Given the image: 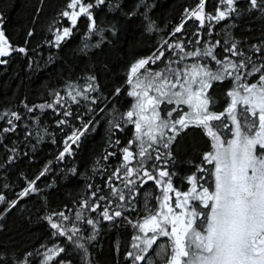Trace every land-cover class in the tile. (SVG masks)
<instances>
[{
    "label": "snow or ice",
    "instance_id": "snow-or-ice-1",
    "mask_svg": "<svg viewBox=\"0 0 264 264\" xmlns=\"http://www.w3.org/2000/svg\"><path fill=\"white\" fill-rule=\"evenodd\" d=\"M39 5L37 17L46 0ZM151 7L62 0L56 9L46 43L62 50L79 33L83 66L43 103L25 97L0 113V264H97L102 234L129 229L123 264H264V36L253 43L234 31L244 19H264V0H192L170 31L149 16ZM148 41L144 54L138 49ZM29 45L10 39L0 13V66L14 56L30 69L55 62L57 54L44 61L40 46ZM113 76L109 87L104 81ZM49 110L55 131L40 119ZM101 124L108 147L95 161L104 166L93 168L99 182L52 208V185L41 183L62 164L60 176L79 177L65 162ZM42 127L53 144L59 132L63 147L28 175L19 164L35 163ZM112 159L118 163L109 170Z\"/></svg>",
    "mask_w": 264,
    "mask_h": 264
},
{
    "label": "trees",
    "instance_id": "trees-1",
    "mask_svg": "<svg viewBox=\"0 0 264 264\" xmlns=\"http://www.w3.org/2000/svg\"><path fill=\"white\" fill-rule=\"evenodd\" d=\"M127 7L133 6V0H123ZM143 2V0H141ZM150 5H153L149 11V16L160 25L162 29L170 31L179 19L184 6L191 4L192 0H147ZM47 7L37 17L36 10L40 6L39 0H0V13L5 16V31L6 34L16 45H23L26 39L30 40L29 47L40 46L39 50L43 53V60L48 59L49 53L57 54L54 63L45 64L41 62L39 68L27 67V60L20 57L10 59L7 66H0V113L3 111L15 109L21 106V101L27 98V102L40 104L49 98L48 94L52 90H61L64 86V81L72 75L79 74V69L83 66L81 61L77 59V49L82 40L78 33L74 35L66 45L62 46V50L49 48L46 41L54 39V17L56 9L62 6V0H46ZM101 19H104L101 16ZM140 27L139 20L131 26V31H136ZM50 28L53 31H50ZM29 30H34V37H27L26 33ZM84 28L81 26V31ZM238 38L246 41L256 42L261 36H264V19L259 16L244 19L240 22L239 27L234 30ZM153 41H148L138 50L147 54L151 48ZM120 75H123V70H120ZM115 77H109L104 81L106 85L111 87ZM217 96H222L221 91H217ZM126 101L122 100V103ZM43 127L49 128L50 131H55V121L57 117L49 110L40 116ZM3 123V122H0ZM43 127L40 129L44 140L37 144L35 163L29 164L27 159H24L19 164V171L28 175L37 173L42 169L48 161H54V157L58 151L62 149L63 144L61 134L56 133V144L51 142V137L43 132ZM106 125H98L97 130L89 135V138L84 148L73 159L69 157L65 162L68 166H75L80 171L79 177L65 179L59 175L64 164L56 169V172L50 174L47 179L41 183L44 188L45 183L52 185L51 195L49 196L50 206L52 208H60L65 204H71L74 200L81 198L86 192V185L89 182H99L100 176L93 175L95 161L98 160L108 147ZM35 131V127L33 128ZM130 138V136L122 137V139ZM23 143V135L20 137ZM35 141V137H33ZM193 144L199 148L204 146L203 140L198 137L193 140ZM25 151L28 148L24 149ZM4 151L0 149V161L3 160ZM117 160L112 159L109 164V170L112 166L117 165ZM101 164L96 167H103ZM16 170H13V187L18 188V182L15 180ZM3 179V173L0 172V180ZM47 191V189H46ZM153 188L149 185L145 188V193L141 195V208L145 194L151 195ZM31 208L32 205L29 204ZM15 227V225H13ZM33 231H39L38 225L32 226ZM120 230L105 231L99 238V244L93 252V256L97 264H123V252L129 246L131 237L129 233ZM117 245L120 246V251L117 252Z\"/></svg>",
    "mask_w": 264,
    "mask_h": 264
}]
</instances>
